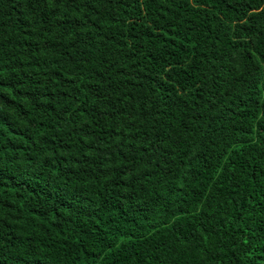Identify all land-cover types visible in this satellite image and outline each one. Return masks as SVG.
<instances>
[{"label":"trees","instance_id":"1","mask_svg":"<svg viewBox=\"0 0 264 264\" xmlns=\"http://www.w3.org/2000/svg\"><path fill=\"white\" fill-rule=\"evenodd\" d=\"M0 264H264V0H0Z\"/></svg>","mask_w":264,"mask_h":264}]
</instances>
